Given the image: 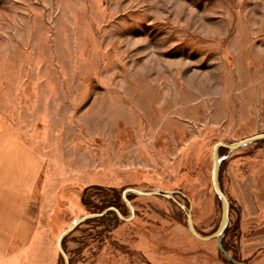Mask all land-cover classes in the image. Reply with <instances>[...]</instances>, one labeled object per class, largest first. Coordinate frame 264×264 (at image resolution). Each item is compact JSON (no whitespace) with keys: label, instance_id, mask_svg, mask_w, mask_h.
<instances>
[{"label":"rangeland","instance_id":"obj_1","mask_svg":"<svg viewBox=\"0 0 264 264\" xmlns=\"http://www.w3.org/2000/svg\"><path fill=\"white\" fill-rule=\"evenodd\" d=\"M263 131L264 0H0V264H63L59 234L109 201L128 216L126 187L179 190L211 233L213 145ZM219 155L221 240L264 264L240 253L234 166L264 201V140ZM127 198L130 219L108 210L63 240L69 264H233L171 199Z\"/></svg>","mask_w":264,"mask_h":264},{"label":"water","instance_id":"obj_2","mask_svg":"<svg viewBox=\"0 0 264 264\" xmlns=\"http://www.w3.org/2000/svg\"><path fill=\"white\" fill-rule=\"evenodd\" d=\"M264 140V131L252 134L250 136L244 137L242 139H239L237 141L233 142H222V141H217L213 147H212V152H211V159H212V167H211V185L212 188L217 195L219 202H220V208H221V213H220V219L218 222L217 227L214 229L209 234H202L200 233L194 226L193 220H192V213H191V205L186 208L182 203H180L178 200L175 199L174 194L175 193H182L179 190H164L161 188H155V189H150V190H143V189H138L135 187H126L122 191V199L126 206L128 207L130 213L128 216H124L118 209L115 207H107L104 210L97 212V213H88L81 215L71 221V223L59 234L57 241H56V248L63 260V264H69V259L68 256L62 246L63 240L72 232L74 231L81 223L103 216L108 210H113L116 212L118 217L122 220H128L130 219L133 214H134V209L132 204L130 203L129 199L127 198L128 193H134L137 195H162L168 199H171L175 203H177L184 211L186 214V224H187V229L188 231L195 236L198 239L201 240H209V239H215L217 248L218 250L233 264H246L245 262L239 261L234 259L230 253L223 247L222 245V236L223 233L228 226L229 223V213H230V202L225 196L220 183H219V171H220V165L221 161L224 157L219 155V149L224 148L227 150V153H230L244 145L257 142V141H262Z\"/></svg>","mask_w":264,"mask_h":264},{"label":"crops","instance_id":"obj_3","mask_svg":"<svg viewBox=\"0 0 264 264\" xmlns=\"http://www.w3.org/2000/svg\"><path fill=\"white\" fill-rule=\"evenodd\" d=\"M260 163L262 168L255 175H259L256 176L258 180L257 185L264 187V162ZM234 166L236 171L237 183L240 184V189L243 192H240L239 196L244 201L241 203L242 205L239 222V227L241 229L240 253L242 255H246L247 253L251 254L252 252L253 257H256L258 255H264V201H262L263 197H258V192L256 188H254V197L256 198L257 202L254 201V198L251 197L250 194L248 196L246 195L245 190L242 187L241 181L242 179H245L243 166L239 162L234 164ZM258 168L259 167L253 169ZM255 171L257 172V170Z\"/></svg>","mask_w":264,"mask_h":264},{"label":"trees","instance_id":"obj_4","mask_svg":"<svg viewBox=\"0 0 264 264\" xmlns=\"http://www.w3.org/2000/svg\"><path fill=\"white\" fill-rule=\"evenodd\" d=\"M220 150H225L224 148H220L219 149V152H220ZM219 174H220V171H219ZM219 183H220V180H219ZM220 186H221V183H220ZM222 188V187H221ZM223 190V189H222ZM115 201V200H114ZM114 201H109L110 203H107L104 207H108V206H116V207H118L119 208V205L118 204H116V203H112V202H114ZM230 202V201H229ZM232 208V205H231V203H230V209ZM237 212H238V214H237V222H236V227L235 228H237L238 229V226H239V214H240V210H239V208H238V210H237ZM229 224V223H228ZM229 230H226L225 229V231H224V234H225V232L227 233ZM222 245H223V247L229 252V246L227 245V243H225L223 240H222ZM231 254V253H230ZM231 256L233 257V258H235V259H239V258H237L238 256L236 255V253H234L233 252V254H231Z\"/></svg>","mask_w":264,"mask_h":264}]
</instances>
